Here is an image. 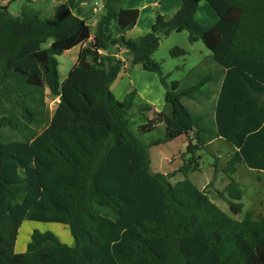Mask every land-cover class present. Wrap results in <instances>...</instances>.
Returning <instances> with one entry per match:
<instances>
[{"label": "trees", "instance_id": "1", "mask_svg": "<svg viewBox=\"0 0 264 264\" xmlns=\"http://www.w3.org/2000/svg\"><path fill=\"white\" fill-rule=\"evenodd\" d=\"M76 1L66 0L53 17L0 7V264H264V217L248 211L236 220L190 180L201 171L199 152L216 139L228 142L233 151L222 171L229 183L220 197L239 215L245 192L233 178L238 165L264 171V0H181L173 16L157 12L139 40L125 36L139 9L103 0L105 17L92 37L88 20L72 11ZM202 1L217 13L214 25L196 20ZM184 31L191 43L206 45L222 72L210 113H193L182 100L203 94L214 71L181 88L154 59L162 38ZM78 46L61 84L57 56ZM121 49L134 67L159 76L168 112L149 104L135 111L136 91L125 101L113 95ZM170 53L187 54L179 47ZM48 97L59 100L53 114ZM136 117L147 121L140 134L165 124L164 136L143 143L130 128ZM33 127L43 130L32 139L2 137L4 129L24 134ZM180 135L188 142L182 165L167 175L152 172L150 148ZM177 173L184 179L173 184ZM25 221L67 225L74 245L34 230L17 253Z\"/></svg>", "mask_w": 264, "mask_h": 264}, {"label": "rangeland", "instance_id": "2", "mask_svg": "<svg viewBox=\"0 0 264 264\" xmlns=\"http://www.w3.org/2000/svg\"><path fill=\"white\" fill-rule=\"evenodd\" d=\"M92 1V0H90ZM66 1L55 0L54 3L48 2L47 8L41 3H29L27 0H17V4L12 5L10 10L14 15H19L22 8L26 6L28 10H39L46 17H53L55 11L59 9ZM127 2V0H125ZM155 2L161 3V8L154 5ZM181 3V0H133L129 5H145L151 4L143 8L141 11L140 26L149 27V32L153 26L156 13H161L166 17H171L176 12L175 5ZM41 3V4H40ZM136 3V4H134ZM59 4V5H58ZM104 11L93 14L87 19L91 27L92 33L95 34L97 27L95 22L99 21ZM153 19V20H152ZM197 21L202 26L214 25L218 22L219 18L217 13L212 9L207 1L200 3L197 16ZM148 32V33H149ZM51 40L42 45L43 48H48ZM179 47L187 52L185 56L174 58L171 56V50ZM127 53L121 56L125 59ZM78 58V49H72L57 56L59 80L62 84L71 69L75 65ZM154 59L161 62L163 72L169 75V82L178 81L181 83V88H189L196 84L199 75L208 71H214L216 76L214 80L208 85L203 87V94H197L195 98H184L183 104L187 106L193 113L205 114L210 113L213 109L216 97V91L222 80V72L218 65L213 61L211 52L202 41L191 43L189 41V33L187 31L181 33H173L168 37L162 38L160 48L154 55ZM132 68V69H131ZM130 71L134 70L130 78L124 77L123 80L115 84L114 91L122 101L129 98L133 91H136L134 110L137 107L145 104L153 105L158 111H169V105L165 101L166 89L162 85L160 78L155 73L144 71L140 66L130 67ZM133 84V85H132ZM132 90V92H131ZM129 95V96H127ZM128 97V98H127ZM57 98H47V105L49 113L53 114L58 103ZM8 109L12 107L7 106ZM6 113L3 105L0 104V116ZM153 116H150V120ZM147 121L141 117L133 118L130 121V128L132 132L145 144L151 140L158 139L164 136L165 124L158 125L157 129L151 133L140 134L139 127ZM43 130L42 127H33L27 133H18L10 129L2 131V137L9 140H28L32 139L34 134H39ZM187 138L180 135L174 141L168 144L155 146L150 148L149 154L152 161L151 168L154 173L170 174L178 170L182 165V154L186 152ZM233 148L223 139L214 140L206 151H200L199 155L202 156L201 171L194 172L190 175V180L197 185L201 190L209 195L214 203H216L224 212L236 220H242L248 211L254 212L255 216L264 217V171L249 169L245 164H240L237 171L233 174V178L237 180L245 192L242 203L244 204L243 212L239 215L231 213L228 204L220 197V193L226 188L229 183V178L223 173V168L227 166L229 154ZM218 160L219 172L215 177L214 164ZM184 176L177 173L170 179L173 184L182 181ZM212 183V185H210ZM34 230L40 232H52L63 243L73 246L74 239L71 235L70 229L67 225L58 223H43L34 221H25L20 229L19 237L16 245V252L23 253L27 249V245L31 239V234Z\"/></svg>", "mask_w": 264, "mask_h": 264}, {"label": "crops", "instance_id": "3", "mask_svg": "<svg viewBox=\"0 0 264 264\" xmlns=\"http://www.w3.org/2000/svg\"><path fill=\"white\" fill-rule=\"evenodd\" d=\"M55 0H33L34 3H37V2H41L45 7L47 6L48 2L50 3H54ZM66 1V0H65ZM122 3H121V7L123 9H135V8H139V9H143L147 6H150L151 4L149 3H145V5H129L131 3H133V0H127V2H125V0H121ZM40 3V4H41ZM14 4H17V0L15 1H11V0H6V1H3L0 3V7L2 8H7L9 10H12V5ZM136 4V3H134ZM59 5V4H58ZM154 5L156 7H160L161 8V3L158 4V2H155ZM200 6V5H199ZM47 8V7H46ZM61 7H59L60 9ZM181 8V3L179 2L178 4L175 5V9H176V12ZM57 9L55 11V13L59 10ZM199 9V8H198ZM103 9V0H77L74 4V7H73V13L78 16L79 18L83 19V20H86V19H89L93 14L95 13H98L99 11H101ZM175 12V13H176ZM198 12V11H197ZM54 13V14H55ZM141 13V11H140ZM173 13V15L175 14ZM172 15V16H173ZM196 16H197V13H196ZM105 17V11L101 17V19L97 22H95V25L96 27L98 26L99 22H101ZM140 18H141V14H140ZM139 18V20H140ZM153 20V19H152ZM197 20V19H196ZM111 23V22H110ZM149 32V27L147 28V26H140V21H138L137 25L131 30L129 31L125 36L127 39H130V40H139L141 37H143L144 35H146L147 33ZM96 34V33H95ZM95 34L92 33V37L95 36ZM78 49V55H79V52L82 48V46H78L76 47ZM74 48V49H76ZM123 53H127L126 50L124 49H121L118 53H117V57L120 58L123 62H124V68L123 70L121 71L119 77L117 78V80L113 83L112 87H111V91L113 93V95L116 97V99H118L119 101H122V99L119 98V96L116 95L115 91H114V87H115V84L118 83V81L120 80H123L124 77H127V78H130V81H132V78L130 77V74L134 71H130L129 68L130 67H134L132 65V57L127 53L125 54L126 55V58L124 59L121 55ZM78 59V58H77ZM77 62V61H76ZM132 69V68H131ZM222 82H223V78L220 82V85L218 87V90L216 91V97L214 98L215 99V102L216 100L218 99V95H219V92H220V89H221V85H222ZM133 85V84H132ZM132 92V90H131ZM129 96V95H127ZM128 98V97H127ZM215 104V103H214ZM214 107V106H213ZM171 143V142H170Z\"/></svg>", "mask_w": 264, "mask_h": 264}, {"label": "built area", "instance_id": "4", "mask_svg": "<svg viewBox=\"0 0 264 264\" xmlns=\"http://www.w3.org/2000/svg\"><path fill=\"white\" fill-rule=\"evenodd\" d=\"M125 50V49H124Z\"/></svg>", "mask_w": 264, "mask_h": 264}]
</instances>
